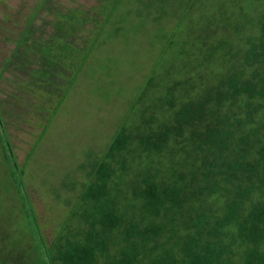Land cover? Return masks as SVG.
<instances>
[{"label":"trees","instance_id":"1","mask_svg":"<svg viewBox=\"0 0 264 264\" xmlns=\"http://www.w3.org/2000/svg\"><path fill=\"white\" fill-rule=\"evenodd\" d=\"M135 2L139 27L130 29L135 7L103 0L102 25L83 48L71 37L94 16L56 14L34 74L56 101L51 118L105 44L131 43L151 25L159 59L105 150L80 161L53 241L30 204L35 253L2 252L0 264H264V0ZM0 142L26 192L1 109Z\"/></svg>","mask_w":264,"mask_h":264},{"label":"rangeland","instance_id":"2","mask_svg":"<svg viewBox=\"0 0 264 264\" xmlns=\"http://www.w3.org/2000/svg\"><path fill=\"white\" fill-rule=\"evenodd\" d=\"M102 1L0 0V109L26 185V192H20L0 142V257L4 252L7 259L29 260L35 253L26 212L30 204L47 242L53 241L67 217L65 201L73 199L69 192L79 176L80 161L93 149L105 150L116 125L159 59L160 44L151 43L147 36L153 31L151 25L131 43L116 38L94 51L89 66L50 117L56 101L48 100L50 90L47 96L40 92L34 76L41 68L39 51L56 32V14L70 9L94 16V21L71 37L76 46L85 47L102 25ZM135 1L126 0V10L135 7L129 16L133 21L141 7ZM173 23L165 22L169 28ZM123 25L139 27L137 21ZM28 27V40L20 45ZM113 28L114 23H110L107 32L112 34ZM36 40L41 41L38 47Z\"/></svg>","mask_w":264,"mask_h":264}]
</instances>
